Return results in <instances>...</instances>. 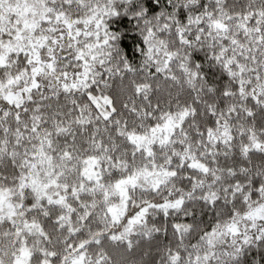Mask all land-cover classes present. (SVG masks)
<instances>
[{
	"label": "snow or ice",
	"instance_id": "6c2138e0",
	"mask_svg": "<svg viewBox=\"0 0 264 264\" xmlns=\"http://www.w3.org/2000/svg\"><path fill=\"white\" fill-rule=\"evenodd\" d=\"M0 264H264V0H0Z\"/></svg>",
	"mask_w": 264,
	"mask_h": 264
}]
</instances>
